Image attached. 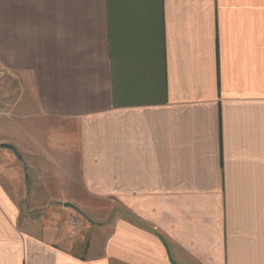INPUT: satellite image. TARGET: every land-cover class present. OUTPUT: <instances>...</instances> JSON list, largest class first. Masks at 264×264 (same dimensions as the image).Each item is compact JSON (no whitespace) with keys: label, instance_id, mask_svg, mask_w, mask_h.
I'll return each mask as SVG.
<instances>
[{"label":"crops","instance_id":"crops-1","mask_svg":"<svg viewBox=\"0 0 264 264\" xmlns=\"http://www.w3.org/2000/svg\"><path fill=\"white\" fill-rule=\"evenodd\" d=\"M0 109V264H264V0H0Z\"/></svg>","mask_w":264,"mask_h":264},{"label":"rangeland","instance_id":"rangeland-1","mask_svg":"<svg viewBox=\"0 0 264 264\" xmlns=\"http://www.w3.org/2000/svg\"><path fill=\"white\" fill-rule=\"evenodd\" d=\"M7 85V83H6ZM7 87V86H6ZM4 87L5 91H7L8 88ZM3 110V109H0V111ZM3 120H6L5 118L1 117L0 116V124H2ZM52 191V194H55L57 193V189H50ZM44 198L50 200L51 197L49 196H45ZM51 204L50 207L52 208V211H55V208L57 207V205H55V202H50ZM72 209V208H71ZM73 210V209H72ZM54 213V216H55V212ZM69 225L71 226V234L72 236H76V235H79L80 233H82L81 231L84 229V225H86L87 223V219L84 218L82 215H80L79 213H77L75 210H73L71 212V214L68 216V218L66 217ZM79 232V233H78Z\"/></svg>","mask_w":264,"mask_h":264},{"label":"water","instance_id":"water-1","mask_svg":"<svg viewBox=\"0 0 264 264\" xmlns=\"http://www.w3.org/2000/svg\"><path fill=\"white\" fill-rule=\"evenodd\" d=\"M0 148H4V149H7L8 148V150H10L18 159H21V155L19 154L18 150L14 146H12V145H10L8 143H2V144H0ZM64 206L65 207L72 208L77 213H79L80 215H82L84 218L88 219V216L83 211H81L79 208H77L76 206H74L73 204H71V203H64Z\"/></svg>","mask_w":264,"mask_h":264}]
</instances>
